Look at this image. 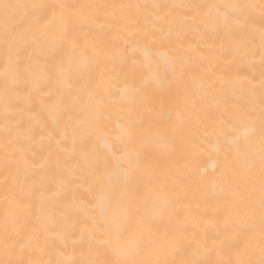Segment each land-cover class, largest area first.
I'll use <instances>...</instances> for the list:
<instances>
[{
    "label": "bare ground",
    "instance_id": "6f19581e",
    "mask_svg": "<svg viewBox=\"0 0 264 264\" xmlns=\"http://www.w3.org/2000/svg\"><path fill=\"white\" fill-rule=\"evenodd\" d=\"M5 2L0 261L258 264L264 0Z\"/></svg>",
    "mask_w": 264,
    "mask_h": 264
},
{
    "label": "snow or ice",
    "instance_id": "6c2138e0",
    "mask_svg": "<svg viewBox=\"0 0 264 264\" xmlns=\"http://www.w3.org/2000/svg\"><path fill=\"white\" fill-rule=\"evenodd\" d=\"M47 5H38V4H10L5 2V0H0V10L3 12V33H4V39L6 43L9 46V50H14L19 56V54L26 50L29 41H35V36H29L27 33L23 31H19L11 26V20L13 19V10H18L20 8H31V9H46ZM61 9L59 15H58V22H59V28L62 38H67L68 35V29L70 26V23L72 21V18L74 15H78L77 13H74L71 10V6L67 5H58L55 6ZM226 7H231L234 9H243L247 7H252V5H227ZM67 9V11H65ZM262 13H264V2H262ZM55 15V14H54ZM225 20L227 22V17H225ZM233 23H239L238 20H233ZM47 27V25L45 26ZM262 40H264V33H262ZM24 78V68L23 66L18 62L14 66L13 71V83H17L19 81H22ZM262 87H264V84H262ZM9 86L6 83L5 84V109L7 110L8 107H10L9 103ZM261 141L262 144H264V121H262V128H261ZM254 164V162H253ZM259 172H260V198H259V212H260V221H261V249H260V255L261 259L259 260L258 264H264V148H262V152L259 159ZM248 227H252L251 218L248 223ZM8 224L6 223L5 229L7 230ZM21 247H25V245H21ZM179 249V242L176 241L172 245V250L176 251ZM5 252L7 254L8 248L5 247ZM0 264H23L22 261H14V260H8V261H0ZM30 264H33V262H30ZM34 264H38V262H34ZM95 264V262H93ZM132 264H137V262H132ZM139 264H174V262H171L166 259H155V260H148V261H142L139 262ZM183 264H201L200 261L192 259V260H186L183 261ZM217 264H222V262H217ZM247 264H252V262H247Z\"/></svg>",
    "mask_w": 264,
    "mask_h": 264
}]
</instances>
